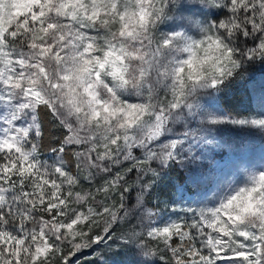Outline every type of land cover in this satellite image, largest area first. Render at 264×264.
<instances>
[{
    "label": "snow or ice",
    "instance_id": "snow-or-ice-1",
    "mask_svg": "<svg viewBox=\"0 0 264 264\" xmlns=\"http://www.w3.org/2000/svg\"><path fill=\"white\" fill-rule=\"evenodd\" d=\"M258 69L264 0H0V264H264Z\"/></svg>",
    "mask_w": 264,
    "mask_h": 264
},
{
    "label": "rangeland",
    "instance_id": "rangeland-1",
    "mask_svg": "<svg viewBox=\"0 0 264 264\" xmlns=\"http://www.w3.org/2000/svg\"><path fill=\"white\" fill-rule=\"evenodd\" d=\"M254 81H255L257 89H259L262 86V81H264V77L262 76V74L258 70H256V73L254 76ZM234 133L235 132H233L234 136H230L228 134V132H226L224 134V137H223L224 142L232 145L233 147L238 148V147H240L241 142L248 140V141H250L248 148L255 149L256 152L260 151L262 145H261V142L259 140H255L251 137H244L241 134H238L239 137H237L238 135L236 136ZM229 155H230V153L227 150H224L221 152V154L219 153L217 155V161L220 163H223L224 160H226L229 157Z\"/></svg>",
    "mask_w": 264,
    "mask_h": 264
},
{
    "label": "trees",
    "instance_id": "trees-1",
    "mask_svg": "<svg viewBox=\"0 0 264 264\" xmlns=\"http://www.w3.org/2000/svg\"><path fill=\"white\" fill-rule=\"evenodd\" d=\"M258 71H260V73L262 74V76L264 77V69H258ZM234 100L237 104H239L240 106H245L248 104L249 102V94H248V91L245 89V88H240L237 90V92L235 93V97H234ZM228 134L230 136H234L233 135V132H228ZM236 136L239 134V133H234ZM239 137V135L237 136ZM221 154V152H220Z\"/></svg>",
    "mask_w": 264,
    "mask_h": 264
}]
</instances>
